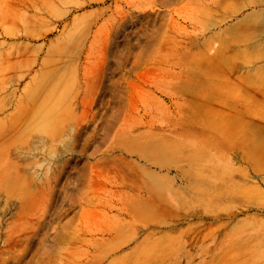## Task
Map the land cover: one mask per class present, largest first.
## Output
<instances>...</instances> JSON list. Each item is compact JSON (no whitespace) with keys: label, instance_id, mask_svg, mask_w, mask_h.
Segmentation results:
<instances>
[{"label":"rangeland","instance_id":"1","mask_svg":"<svg viewBox=\"0 0 264 264\" xmlns=\"http://www.w3.org/2000/svg\"><path fill=\"white\" fill-rule=\"evenodd\" d=\"M243 4L0 0V264H264V183L214 170L173 90Z\"/></svg>","mask_w":264,"mask_h":264},{"label":"bare ground","instance_id":"2","mask_svg":"<svg viewBox=\"0 0 264 264\" xmlns=\"http://www.w3.org/2000/svg\"><path fill=\"white\" fill-rule=\"evenodd\" d=\"M262 4L264 0H244L241 7H233L231 20L241 19L230 28L234 32L243 30V45H224L221 35L215 36L214 46L209 49L211 56L206 57L204 54L201 63L202 67L205 62L211 65L204 70L207 73L197 75L198 81L195 79L198 83L195 98L185 94L193 93L194 90L189 92L183 86V89L179 86L173 89L181 94V98L186 97L184 104L180 101L176 103L179 120L194 131L198 141L207 149H199L202 152L200 154H210L212 162L217 164L214 166L218 167L214 170L219 175L225 176L220 170H227L231 181L250 179L257 181L255 184L264 183ZM73 38V34L67 36V42ZM206 44L207 41L202 47L203 51ZM108 45L109 39H106L105 47ZM240 52H244L242 64L230 63Z\"/></svg>","mask_w":264,"mask_h":264}]
</instances>
